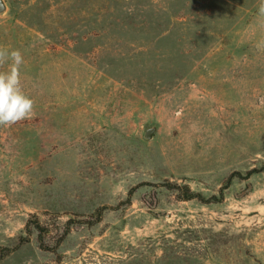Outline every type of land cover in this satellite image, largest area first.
Instances as JSON below:
<instances>
[{"label":"rangeland","instance_id":"374dc122","mask_svg":"<svg viewBox=\"0 0 264 264\" xmlns=\"http://www.w3.org/2000/svg\"><path fill=\"white\" fill-rule=\"evenodd\" d=\"M1 1L0 264H264L261 0Z\"/></svg>","mask_w":264,"mask_h":264},{"label":"clouds","instance_id":"9594fccd","mask_svg":"<svg viewBox=\"0 0 264 264\" xmlns=\"http://www.w3.org/2000/svg\"><path fill=\"white\" fill-rule=\"evenodd\" d=\"M258 12L264 17V0H261ZM23 63V55L18 49L0 47V66L8 65L0 71V126H11L33 114L34 101L21 85Z\"/></svg>","mask_w":264,"mask_h":264},{"label":"water","instance_id":"95a60500","mask_svg":"<svg viewBox=\"0 0 264 264\" xmlns=\"http://www.w3.org/2000/svg\"><path fill=\"white\" fill-rule=\"evenodd\" d=\"M0 8H2V1L0 0Z\"/></svg>","mask_w":264,"mask_h":264}]
</instances>
